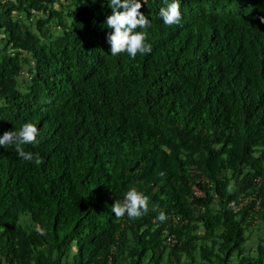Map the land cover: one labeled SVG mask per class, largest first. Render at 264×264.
I'll return each instance as SVG.
<instances>
[{"label":"trees","instance_id":"obj_1","mask_svg":"<svg viewBox=\"0 0 264 264\" xmlns=\"http://www.w3.org/2000/svg\"><path fill=\"white\" fill-rule=\"evenodd\" d=\"M140 2L132 59L108 0L0 1V136L39 129L31 162L0 146V264H264V0Z\"/></svg>","mask_w":264,"mask_h":264},{"label":"clouds","instance_id":"obj_2","mask_svg":"<svg viewBox=\"0 0 264 264\" xmlns=\"http://www.w3.org/2000/svg\"><path fill=\"white\" fill-rule=\"evenodd\" d=\"M146 2L147 0H144V3ZM108 7L111 9V14L107 15L104 25L111 30L107 34L111 55L127 54L134 59L138 54L149 53L151 46L146 42V32L137 31L150 27V20L140 11L142 8L140 0H108ZM159 15L167 26L179 23L181 19L179 0H171L160 9ZM259 19L264 23V16ZM38 133L39 129L34 123L25 122L19 130L4 132L0 136V146L5 148L13 145L19 158L31 162L34 160V154L26 151L24 146L34 144ZM35 163L40 164L42 160L35 158ZM147 211L148 197L135 188H130L124 194L123 201L115 200L111 206V212L117 218L127 215L129 219H135ZM166 218L165 213L161 211L158 219L163 221ZM40 231L43 234V231Z\"/></svg>","mask_w":264,"mask_h":264},{"label":"rangeland","instance_id":"obj_3","mask_svg":"<svg viewBox=\"0 0 264 264\" xmlns=\"http://www.w3.org/2000/svg\"><path fill=\"white\" fill-rule=\"evenodd\" d=\"M1 1V0H0ZM60 1H64V0H60ZM13 12H15V11H13ZM16 14V13H15ZM18 14H16V16H17ZM34 18H35V16L34 15H28V16H25V15H22L21 16V18H20V22L22 23V24H24V25H27L29 28H31V29H34ZM47 26H43L42 27V31L46 34V32H47ZM1 45V44H0ZM21 75H23V73H21ZM198 230H200V229H198ZM254 243H253V241H251V242H248L247 240L245 241V244H244V246L245 247H249V246H251V245H253Z\"/></svg>","mask_w":264,"mask_h":264},{"label":"built area","instance_id":"obj_4","mask_svg":"<svg viewBox=\"0 0 264 264\" xmlns=\"http://www.w3.org/2000/svg\"><path fill=\"white\" fill-rule=\"evenodd\" d=\"M192 194L194 195H200V191L195 187V186H192V190H191ZM228 204L233 207V208H236L237 205L234 204L233 201H228ZM165 239H166V242H173L174 241V238L172 237L171 234H166L165 236Z\"/></svg>","mask_w":264,"mask_h":264}]
</instances>
